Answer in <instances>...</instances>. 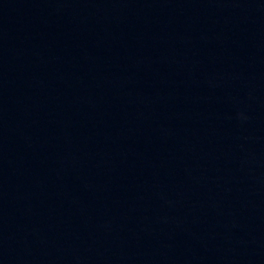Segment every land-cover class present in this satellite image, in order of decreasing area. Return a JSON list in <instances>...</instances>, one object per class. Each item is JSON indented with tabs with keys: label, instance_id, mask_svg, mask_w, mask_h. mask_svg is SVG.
Returning a JSON list of instances; mask_svg holds the SVG:
<instances>
[{
	"label": "water",
	"instance_id": "water-1",
	"mask_svg": "<svg viewBox=\"0 0 264 264\" xmlns=\"http://www.w3.org/2000/svg\"><path fill=\"white\" fill-rule=\"evenodd\" d=\"M0 264H264V0H0Z\"/></svg>",
	"mask_w": 264,
	"mask_h": 264
}]
</instances>
